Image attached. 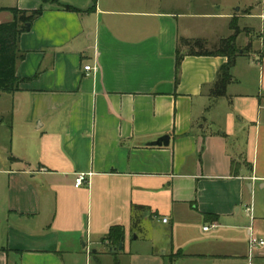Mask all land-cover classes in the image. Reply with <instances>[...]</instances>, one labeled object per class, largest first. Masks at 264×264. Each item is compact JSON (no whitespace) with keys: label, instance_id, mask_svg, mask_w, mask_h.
I'll list each match as a JSON object with an SVG mask.
<instances>
[{"label":"crops","instance_id":"0c3cea01","mask_svg":"<svg viewBox=\"0 0 264 264\" xmlns=\"http://www.w3.org/2000/svg\"><path fill=\"white\" fill-rule=\"evenodd\" d=\"M58 1L81 11L0 2L42 7L18 36L17 89L0 91V264H81L106 248L129 264H249V225L264 238V50L240 64L248 38L239 45L231 23L250 11H221L238 0L185 10L95 0L90 12L93 0ZM12 18L0 11V23ZM231 36L238 54L216 96L227 57L213 52ZM182 38L204 40L207 53H187ZM163 135L166 146L147 145ZM78 173L87 181L76 187ZM115 225L120 250L106 239ZM252 264H264V248Z\"/></svg>","mask_w":264,"mask_h":264},{"label":"trees","instance_id":"16d2710c","mask_svg":"<svg viewBox=\"0 0 264 264\" xmlns=\"http://www.w3.org/2000/svg\"><path fill=\"white\" fill-rule=\"evenodd\" d=\"M43 3L50 2L61 8L81 11L79 8L62 4L58 0H41ZM262 11L264 14V0L261 2ZM95 8V0L92 1L91 5L86 9V11H93ZM11 12L13 18L7 22L0 23V91L11 93L17 89L18 79L15 77V62L17 58V41L19 34L25 29L26 23H31V21L42 12V7L36 10H20L16 7H0V11ZM235 27V26H233ZM236 30V29H235ZM237 31V30H236ZM235 31V33H236ZM234 41V36H231L225 40H222L220 47L217 51L213 53H220L227 57V62L223 64L217 73V79L213 84V94L223 95L225 93V88L227 83L231 78V68L234 65L235 56L238 54V49ZM182 47L186 49L187 53L190 54H200L207 53L204 51V40L202 39H187L182 38L180 40ZM183 53L180 51V47L177 45L176 55H175V71L178 73L181 59L183 58ZM177 77V76H176ZM134 215V214H133ZM138 222L133 218V226H137ZM123 238V228L121 226L115 225L111 226L106 234V239L111 243V246L117 247L120 240ZM115 252V251H113ZM182 254H177L181 256ZM175 256L172 255L173 259Z\"/></svg>","mask_w":264,"mask_h":264},{"label":"rangeland","instance_id":"374dc122","mask_svg":"<svg viewBox=\"0 0 264 264\" xmlns=\"http://www.w3.org/2000/svg\"><path fill=\"white\" fill-rule=\"evenodd\" d=\"M12 0H0L1 3H11ZM161 1V8L165 10H174L175 6L187 4L188 1H191L193 3L194 0H160ZM177 4H174V3ZM262 0H238V2L234 3L233 6L231 4H225L223 3L221 11H227V10H234L241 9L240 13L243 15L242 11H250L249 15H243L240 17V21H234L233 26H237L239 23L240 28L237 26V31L239 34V45L241 43H244L245 38H248V43L244 46V50L248 51L246 55L242 56V59L239 61L240 64L249 63V62H257V55L260 52V50H264V16H260L259 12L261 11V4ZM179 5V6H180ZM182 9L185 10V7L182 6ZM195 10V8H193ZM203 9L201 7H197L196 10ZM209 11H216L214 8L207 7L204 8ZM193 26L196 28H209L210 26L217 27L218 29H221V24L215 23L212 20H204V19H197L194 20ZM236 31V32H237ZM237 33V34H238ZM217 45H212L206 47V49H215ZM263 47L261 49L260 47ZM245 74V72H243ZM246 79V77L244 76ZM248 79V78H247ZM249 84L252 85V81L249 78ZM150 231V230H149ZM148 231V232H149ZM160 230H152L149 232V234L158 235L160 234ZM143 246V245H142ZM104 253L98 251L93 252L89 251L88 254H86L85 259L81 264H129L128 260L129 257L124 255L121 251L119 253L110 252L109 248L103 249Z\"/></svg>","mask_w":264,"mask_h":264},{"label":"built area","instance_id":"2783aa9c","mask_svg":"<svg viewBox=\"0 0 264 264\" xmlns=\"http://www.w3.org/2000/svg\"><path fill=\"white\" fill-rule=\"evenodd\" d=\"M83 70L91 71V70H95V67L90 66V65H85L83 66ZM86 181L87 180H86L85 174L78 173L75 176L74 185L78 187ZM243 211L245 215L249 218V220L252 222L254 218L252 214V206L250 204H246L243 207ZM162 221L166 222L167 219L162 218ZM204 229L207 230L208 227L205 226ZM248 229H249V233H248V240H247V258H248L249 264H252L253 258L255 257L256 252L264 248V238L260 237L257 233H255L251 225H249Z\"/></svg>","mask_w":264,"mask_h":264},{"label":"water","instance_id":"95a60500","mask_svg":"<svg viewBox=\"0 0 264 264\" xmlns=\"http://www.w3.org/2000/svg\"><path fill=\"white\" fill-rule=\"evenodd\" d=\"M30 24L26 23L25 24V29H29ZM169 141V136L168 135H163L161 137H159L158 139H156L155 141H151L149 143H147V145H151V146H161V145H167ZM122 243H123V239L120 240L119 244L117 247L114 248V250H120L122 247Z\"/></svg>","mask_w":264,"mask_h":264}]
</instances>
